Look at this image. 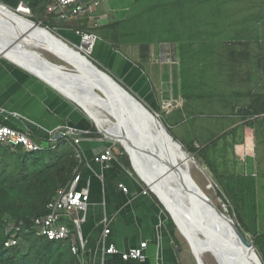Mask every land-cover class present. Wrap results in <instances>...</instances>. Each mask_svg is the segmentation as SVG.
Listing matches in <instances>:
<instances>
[{"label":"rangeland","instance_id":"rangeland-1","mask_svg":"<svg viewBox=\"0 0 264 264\" xmlns=\"http://www.w3.org/2000/svg\"><path fill=\"white\" fill-rule=\"evenodd\" d=\"M107 1L112 6L115 0ZM116 8L118 20L122 21L120 31H129L131 42L147 43L157 64H160L158 43H177L180 66L172 70L167 67L169 78L166 76L169 81L173 79V84H168L166 92H156L159 107L156 114L176 138L185 144L194 141L199 149L223 132L242 126V111L252 105L255 96L264 94V0H121ZM159 14L162 24L159 23ZM180 25H183L180 27L182 32L169 30ZM121 50L128 58L129 53L136 57L139 53L136 45ZM38 52L51 63L73 70L53 55ZM87 56L92 61V53ZM182 89L191 97L189 100L182 98ZM163 101H172L175 105L170 114L163 110ZM262 123L261 137L253 129L245 128L237 137L221 142L222 152L218 150L214 154L216 163L228 174L236 171L251 175L256 172L260 190L261 177L264 176V121ZM111 143L115 145L116 153L124 152L119 143ZM197 164L205 172L192 167L196 183L218 208L237 222L203 161L197 160ZM133 176L138 178L134 171ZM259 189V230L262 233L264 195ZM247 236L253 242V236L250 233ZM175 239L182 264H196L187 241L176 226ZM203 261L217 264L208 254Z\"/></svg>","mask_w":264,"mask_h":264},{"label":"crops","instance_id":"crops-1","mask_svg":"<svg viewBox=\"0 0 264 264\" xmlns=\"http://www.w3.org/2000/svg\"><path fill=\"white\" fill-rule=\"evenodd\" d=\"M118 3L120 4L121 0L113 1L111 6L107 0H103L96 14L105 16L106 19L102 20L103 24L98 28L121 22L116 15ZM10 5L14 4L7 6L11 7ZM68 25L74 28L82 26L83 34L96 35L98 39L93 47L92 61L151 111L159 112L157 93L160 90L166 92L168 84H173L171 77L170 81L168 80L169 67L157 64L154 53H151L149 61L143 64L139 53L137 57L129 53L128 58L123 51L114 50L111 44L104 40V31L97 32L96 28L92 29L87 20L71 21ZM71 26L68 29L56 28V35L72 46H79ZM178 71L179 69L175 71L176 74ZM0 109L20 115L18 119L10 118L8 125L28 133L42 142L43 146H46L48 135L57 130L73 128L79 132L91 133L94 128L93 123L77 105L32 73L1 58ZM112 145L101 138L84 136L78 146L83 158L80 170L82 180L78 189L90 197L87 212L78 215L85 216L81 227L82 236L87 243L85 264H182L166 227L167 213L154 195L143 194L145 185L119 162L115 147V160L112 162L103 164L93 161L105 148ZM253 158L251 157L252 160ZM251 170L248 169L252 172ZM101 176L103 178H100ZM261 180L262 188L259 190L264 195V178ZM120 185L127 188V192H124ZM107 217L110 221V234L105 242L106 247L113 245L123 253L146 242L148 247L145 262L123 261L120 256L112 255L104 257L101 237L105 226L102 222Z\"/></svg>","mask_w":264,"mask_h":264},{"label":"trees","instance_id":"trees-1","mask_svg":"<svg viewBox=\"0 0 264 264\" xmlns=\"http://www.w3.org/2000/svg\"><path fill=\"white\" fill-rule=\"evenodd\" d=\"M5 1L3 3L6 5L13 3L14 5L10 6L14 9L18 7L19 3L26 5L31 11L29 19L35 23H41L43 27L48 28L50 31L58 27L68 29L71 26L68 25L69 22H58L55 17L47 14V8L52 0ZM161 17V14H159L160 24H162ZM121 23L122 21L96 29L104 31V37H106L104 40L118 52H122V48L136 45L141 62L143 64L147 63L150 59L151 47L147 43L138 44L129 41L131 33L120 31ZM181 26L183 25L175 27L176 29L170 27L169 30L182 32ZM191 26L192 24H190L192 29ZM81 27L74 28L71 26L76 43L79 45H81L82 38L76 33L83 34V28ZM161 44H171L177 47V43L174 41H161L158 43V45ZM95 65L104 71L97 64ZM139 66L143 67L142 64H139ZM181 91L183 99L187 101L191 98L183 92V89ZM242 113L244 118L242 126H235L223 132L199 149L195 147L194 141L185 144L176 138L165 124L164 126L174 140L185 148L186 152L194 155L196 160L201 159L203 161L204 166L207 167L214 182L223 194L220 193V196L228 203L230 212L236 217L237 225L246 236L248 233L253 236L252 243L264 264V231L261 233L259 230L261 214L258 191L259 180L242 172L235 171L228 174L227 171L219 167L214 158V154L218 150L222 152V149H220L221 142L237 137L245 128L253 129L259 137L262 136L264 94L255 96L252 105L243 110ZM86 137L103 138L97 134L95 127ZM259 141H257V144L260 143ZM77 149L70 140H59L58 147L55 150L36 153H24L0 146V264H81L80 260L72 254L69 240L61 242L48 241L37 236L32 229L35 219L47 215V206L58 191L69 186L75 174L81 170L82 163L77 157ZM117 158L124 167L133 173L126 153H118ZM261 178H264V176ZM8 222L23 223L24 225L21 234L18 235V245L11 248L5 247V243L9 238L6 234ZM166 227L176 246L175 225L169 216Z\"/></svg>","mask_w":264,"mask_h":264},{"label":"water","instance_id":"water-1","mask_svg":"<svg viewBox=\"0 0 264 264\" xmlns=\"http://www.w3.org/2000/svg\"><path fill=\"white\" fill-rule=\"evenodd\" d=\"M21 7L24 8V4L19 3L18 7L14 9L0 1V44L5 45L4 50H9L13 47L16 42L15 40L19 41L20 38H23L25 35L28 36V32L33 33L39 30V32L44 35V38L49 35L55 42L77 53L78 56L83 59V64L85 66V71L83 74L80 73V77L71 75V70L67 69L65 66H58L43 59L51 66L66 72L68 76H70L68 77L69 85L76 90L82 98L88 97L89 99V97L91 98L92 96L100 97V95L96 93V90H98L108 102L109 110L111 111L108 112V115L116 121L119 134L111 135L107 132H103V130L98 127L96 121L93 120L81 105L71 100L68 96H65L55 86L39 75L27 68L20 65L18 66L32 73L77 105L93 123L97 130V134L102 136L104 140L107 142L109 141L110 144H113L111 142H119L124 152L129 157L132 170L139 179L142 180L135 168L133 157L125 146H123L122 140L127 142L129 148L137 153L140 166L152 178L157 180L158 176L161 174L160 170L163 168L168 172H173L177 190L175 191L172 189L173 192H170L168 187L164 185V192L168 196L172 206L178 211L180 219L182 220L181 222L184 224L186 230L192 236L195 235L198 230H203V232L206 233V242L200 246L204 249L202 251L203 254L211 255L217 264H263L253 243L241 231L237 223L224 211L219 209L196 183L188 164L190 161L197 164L195 156L186 151H182L183 146L175 141L168 133L164 124L159 120L158 115L146 107V105L126 90L108 73L100 70L93 61L83 53V49L87 46L83 41L79 46H71L62 38L52 33L48 28L43 27L41 23H35L27 17L18 15ZM7 13L22 19L28 24V28L26 27L24 32H16L11 25L3 23L1 21L2 17L7 18ZM39 56L43 57L41 54H39ZM0 58L8 60L2 52H0ZM178 160L185 161V165H183V168L179 172H176L174 170V164H177ZM145 185L151 191L152 195L158 199L178 230V224L171 212L153 192L150 186L147 183H145ZM210 187H212V184ZM215 229L217 230L215 231ZM195 262L196 264H205L202 255L195 258Z\"/></svg>","mask_w":264,"mask_h":264},{"label":"built area","instance_id":"built-area-1","mask_svg":"<svg viewBox=\"0 0 264 264\" xmlns=\"http://www.w3.org/2000/svg\"><path fill=\"white\" fill-rule=\"evenodd\" d=\"M103 0H52L47 8V14L56 18L58 22H70L87 20L92 28H98L105 16H97V10L101 7ZM25 15L31 17L30 9L24 5ZM76 35L81 36L86 48L83 53H92L97 36L94 34H82L77 32ZM86 49V51H85ZM159 60L161 65H167L171 70L173 67H179L178 50L176 45L161 44L159 45ZM163 110L170 114L175 105L172 101H163ZM158 115V114H157ZM158 117H160L158 115ZM10 118H20V115L10 113L4 109H0V146L10 148L14 151L24 153H36L47 150H55L58 147L59 140H70L78 148L84 136L89 133L79 132L73 128L60 129L52 132L47 137L46 146L42 142L34 139L26 132H21L10 125ZM103 140V138H101ZM115 145L104 149L103 153L96 156L93 161L96 163L108 164L115 160ZM77 157L83 162L82 154L79 149L76 150ZM251 176L257 178L256 172ZM100 178H103L102 176ZM82 180L81 171L77 172L73 181L69 186L58 191L57 195L50 201L47 206V215L37 218L33 222V230L36 235L48 241L61 242L69 240L71 242V252L81 262L85 264L84 255L86 252V241L81 232L82 224L85 216L79 217V214H85L89 205L90 197L87 193L78 189ZM142 185L145 183L139 179ZM146 187V185H145ZM120 188L127 192V188L120 185ZM144 195H152L151 191L146 187L143 190ZM70 220V221H68ZM102 224L105 226L101 237V243L104 245L103 255L120 256L123 261L145 262L147 260L146 250L148 244L141 243L139 247L129 250L128 252H120L115 246L106 247V239L110 234L108 228L109 218H104ZM24 228L23 223L8 222L6 234L9 236L5 243L6 248L15 247L19 243L18 235Z\"/></svg>","mask_w":264,"mask_h":264},{"label":"bare ground","instance_id":"bare-ground-1","mask_svg":"<svg viewBox=\"0 0 264 264\" xmlns=\"http://www.w3.org/2000/svg\"><path fill=\"white\" fill-rule=\"evenodd\" d=\"M19 12L20 13H18V15L25 17V8L21 7ZM6 16L7 18L2 17L1 21L3 23L11 25L16 32H24L26 27L28 28V24L22 19L17 18L10 13H7ZM27 34L29 35H25L23 38H20L19 41L15 40V45L9 50H4L5 45L0 44V52H2V54L5 55L12 63L27 68L35 74L39 75L41 78L55 86L65 96H68L71 100L81 105L93 118V120L96 121L98 127L103 130V132H107L111 135L119 134L117 130L118 128L116 126V121L113 118H110L108 115V112L111 111L109 110L106 98L98 90H96V93H98L101 98L98 96H92L91 98L89 97V99L88 97L82 98L81 95L69 85L68 77L70 76H68V74L63 70L51 66L48 63L50 61L44 58L48 61L46 62L43 59L44 56H39L40 53L38 51L49 53L66 65L71 66L73 70H71L70 73L71 75H74L76 77H80V73L83 74L85 71L83 59L79 57L77 53L55 42V40L52 39L49 35L44 38V35L41 34L39 30H36L33 33L28 32ZM82 41L83 39H81V43ZM121 142L133 157L135 168L139 176L145 183L150 186L153 192L161 199V201L173 215L178 224V231L187 241L193 256L195 258L200 257V255L204 257L206 254H203L202 251L204 249H202L200 246L206 242V233H204L203 230H198L196 234L192 236L186 230L184 224L181 222L182 220L180 219L178 211L172 206L168 196L164 192V185L165 187H168V190L170 192H173L172 189H174L175 191L177 190V184L173 176V172H168L163 168L162 170H160L161 174L160 176H158L157 180L152 178L140 166L137 153L129 148L127 142H125L124 140H122ZM184 149H182L183 152L185 151ZM188 164L190 166V169L195 166L199 167L202 172H205L202 167H200L198 164L193 163L192 161L188 162ZM174 165V170L176 172H179L183 168V165H185V161L178 160L177 164ZM216 230L217 229H215V231Z\"/></svg>","mask_w":264,"mask_h":264}]
</instances>
